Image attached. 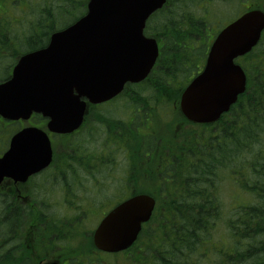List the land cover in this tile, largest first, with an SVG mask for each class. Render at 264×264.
I'll return each mask as SVG.
<instances>
[{
    "label": "trees",
    "instance_id": "1",
    "mask_svg": "<svg viewBox=\"0 0 264 264\" xmlns=\"http://www.w3.org/2000/svg\"><path fill=\"white\" fill-rule=\"evenodd\" d=\"M43 1L45 6L42 7L40 1H7L13 6L12 19L0 16V66H5L7 73L20 56L46 47L54 32L68 27L86 13L87 0H58L56 5ZM30 5L36 7L28 10ZM68 5L78 6L81 14L66 25L48 21L47 15L51 12L46 10L62 12L64 17L72 16ZM176 6L157 13L149 21L147 34L162 40V57L151 83L135 89L138 93L135 97L126 94L127 99L136 101L134 117L138 119L148 112L152 102L168 107L178 101L182 86L194 76L206 57L208 25L197 20L188 7ZM44 17L51 25H47ZM240 62L248 74L247 91L218 123L193 132L198 137H193L191 144L196 139L204 144L192 149L190 162L181 167L184 168L181 176L184 185L180 188V201L171 205L172 209L166 214L160 208L157 218H161L159 230L163 235L157 245L155 242L150 245L154 249L152 255L140 259L144 264H196L197 254L203 249L224 254L223 260L215 264L227 261L229 264H264V40ZM120 124L126 126L127 123L119 120L117 125ZM108 125L113 130L112 121ZM230 179L249 199L247 205L236 208L240 214L228 218L232 241L225 252L221 247L222 239L217 242L216 250L212 231L220 220L224 221L220 189L221 184ZM38 188H44V184ZM164 215L169 221L170 232L167 233L162 229L167 223ZM46 220L30 208L17 204L8 193H1L0 264L24 261V232L35 223L45 225L43 229L49 232L53 222ZM153 233L151 231V235ZM139 257L142 256L128 257V260L139 263Z\"/></svg>",
    "mask_w": 264,
    "mask_h": 264
},
{
    "label": "water",
    "instance_id": "2",
    "mask_svg": "<svg viewBox=\"0 0 264 264\" xmlns=\"http://www.w3.org/2000/svg\"><path fill=\"white\" fill-rule=\"evenodd\" d=\"M166 0H90L87 14L51 36L48 46L24 55L10 81L0 85V115L28 120L35 113L50 118V131L71 133L84 110L81 99L100 103L119 94L127 82H140L159 55L154 39L144 36L147 20ZM264 13L253 11L224 29L214 42L207 65L185 90L183 114L192 122L220 119L246 90V75L235 60L258 45ZM52 149L46 133L24 129L0 159V185L5 179L25 183L48 167ZM155 201L138 196L113 210L95 233V245L108 253L129 249Z\"/></svg>",
    "mask_w": 264,
    "mask_h": 264
},
{
    "label": "flooded vegetation",
    "instance_id": "3",
    "mask_svg": "<svg viewBox=\"0 0 264 264\" xmlns=\"http://www.w3.org/2000/svg\"><path fill=\"white\" fill-rule=\"evenodd\" d=\"M213 1L190 0L189 11L195 14L200 13L204 15V19L209 20L216 15L209 9ZM230 1L232 0L227 2ZM247 1L251 3L252 0ZM249 8L251 6L247 7V9ZM148 82L147 84H150L151 80ZM136 87L137 85H129L125 93L130 97H135V94L137 96ZM135 104L136 101H130L121 104L107 103L90 106L83 126L69 136V139L76 137L77 141L71 142V148H74L72 151L63 152L61 163L65 164L67 158L72 164L52 166L50 168L53 170L52 176H48L52 181L47 179L38 185L47 184L49 188L56 185L57 189L71 190L67 192V195L74 202L79 200L78 207L74 210L75 213L52 232H34V234L40 235L33 236V246L27 247L31 251L30 255L25 258L28 263L71 264L74 256L82 250V247H76L73 244L86 242L83 239H78V235L82 229L80 221H86L92 214L89 208L94 204V199L90 197L91 193L103 196L105 190L116 189L114 195L108 198L110 201L107 200L102 206L109 205L113 201L116 202L112 204L118 203L129 191V195H131L132 192L144 187L146 183L151 187H158L157 190L163 189L170 195L172 194L167 189H171L175 185L173 167L176 165L174 153L176 142L171 138L167 123L172 122V127L175 128V103H172L165 112L164 104H155L154 102L148 112L139 119L134 117ZM119 110L126 113L127 120L125 122L127 124L126 126L117 125L115 135L112 137L114 131L109 128L108 123L112 120L111 115ZM164 116H167L169 120L163 119ZM190 127L191 125H187L184 128L189 132ZM133 130L137 135L132 133ZM183 137H187V135ZM83 138L88 143L87 149L81 142ZM189 143L190 136L185 139L183 144L185 150ZM184 160L189 161L188 155L184 157ZM47 171L39 176L46 174ZM8 184L14 187L19 186L13 182ZM165 198L169 200L170 197L165 196ZM84 204L89 205L84 209ZM99 255L98 253L95 256L98 258Z\"/></svg>",
    "mask_w": 264,
    "mask_h": 264
},
{
    "label": "rangeland",
    "instance_id": "4",
    "mask_svg": "<svg viewBox=\"0 0 264 264\" xmlns=\"http://www.w3.org/2000/svg\"><path fill=\"white\" fill-rule=\"evenodd\" d=\"M8 0H4V1H0V16H4L5 18H11V12H13V6H9L7 4ZM13 1V0H12ZM40 1V6H45V1L43 0H33V3L35 2H39ZM46 2L49 4H54L56 5L58 3V0H46ZM23 6V5H22ZM36 5H30L28 6V10L31 8H35ZM212 7V11L214 9L217 10L216 12V17H215V21L216 24L215 25H226L228 24L230 21H232L236 16H231L233 14H236L239 10H240V6L238 5H232L231 3H225V1H216L214 0L213 3L211 4ZM5 8H7L5 10ZM177 8V7H176ZM2 9H4L5 11H3ZM67 9L69 10V12L72 14V16H63L62 12H54L51 10H46V12H51V15H47L48 21L54 22L55 25H66L68 23H70L73 19H75L77 16H79L81 14V9L78 6H67ZM214 17V16H213ZM38 21H40V18L37 19ZM44 20L46 21V17H44ZM157 20H155V22L153 24L156 23ZM47 22V21H46ZM211 24V21H209ZM47 25H51L50 23L47 22ZM7 61V59H6ZM12 67L10 68V72L12 73ZM7 71L5 70V66H0V78L5 77L7 75ZM7 124L3 123V130L0 131V152L4 151L8 140L10 139V137L12 136V134L18 129L21 130L22 125H20L19 123L15 124V125H9L8 129H7ZM24 127V126H23ZM17 130V131H18ZM16 131V132H17ZM172 129L170 128V135L171 138L173 136L172 134ZM1 154V153H0ZM231 179L229 180V182L225 181L223 182V184H221V189H220V201L222 204V212L226 215V216H234V214L239 212V209L236 210V208L241 207V206H245L247 205L248 201L247 199H249V196L246 193H243L242 191H240L238 184L237 183H232ZM111 192V190H110ZM92 199H95L97 197L96 194L91 196ZM175 198H177V195H175ZM233 206V207H232ZM165 206L160 205L161 209H164ZM104 215V210L100 207H96L93 211L91 216L88 218V220L86 221V223L84 224V226H82V228H94L97 224L99 219ZM166 219H168V217H166ZM155 226V225H153ZM230 228L227 226V223L223 220H220V222L217 225V230L214 232V239L218 240L219 238L223 240V243L227 244L224 245L225 247L230 246L231 243V238L229 237L230 234ZM152 231V224L149 225L146 229V235L150 234ZM166 232H170V228L168 223L166 224ZM161 235V231L158 233H155V241L158 242V236ZM144 237V236H143ZM146 241V238H142V241L137 245L136 249H134L132 252H130L128 254L129 257L132 256H139L141 255V248L143 249V242ZM214 246H219L218 244H214ZM232 246V244H231ZM152 249H147L145 250V253H143V256H151L152 255ZM139 257V260L143 258ZM224 255H221L217 252L215 253H207L204 249L202 251H200L197 254V260H196V264H215V261L221 259L223 260ZM152 258V257H151ZM112 259V258H109ZM123 259V258H122ZM151 260V259H150ZM144 260H140L138 264H142ZM226 264H229V262L227 261Z\"/></svg>",
    "mask_w": 264,
    "mask_h": 264
},
{
    "label": "bare ground",
    "instance_id": "5",
    "mask_svg": "<svg viewBox=\"0 0 264 264\" xmlns=\"http://www.w3.org/2000/svg\"><path fill=\"white\" fill-rule=\"evenodd\" d=\"M248 78L246 79V85H247Z\"/></svg>",
    "mask_w": 264,
    "mask_h": 264
}]
</instances>
